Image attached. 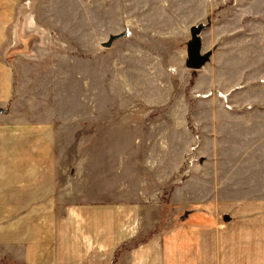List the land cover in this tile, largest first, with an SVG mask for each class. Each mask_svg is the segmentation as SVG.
Returning a JSON list of instances; mask_svg holds the SVG:
<instances>
[{
  "label": "rangeland",
  "instance_id": "rangeland-1",
  "mask_svg": "<svg viewBox=\"0 0 264 264\" xmlns=\"http://www.w3.org/2000/svg\"><path fill=\"white\" fill-rule=\"evenodd\" d=\"M0 130L44 134L57 210L141 204L174 232L167 264H246L264 221V0H0Z\"/></svg>",
  "mask_w": 264,
  "mask_h": 264
},
{
  "label": "crops",
  "instance_id": "crops-1",
  "mask_svg": "<svg viewBox=\"0 0 264 264\" xmlns=\"http://www.w3.org/2000/svg\"><path fill=\"white\" fill-rule=\"evenodd\" d=\"M29 135L34 137L0 130V246L8 264L15 258L21 264H167L174 232L147 228L150 211L141 204L57 210L45 184L53 168L40 150L44 134L37 136V148ZM257 213L264 219L263 210ZM258 224L247 242L246 264H264V221Z\"/></svg>",
  "mask_w": 264,
  "mask_h": 264
},
{
  "label": "water",
  "instance_id": "water-1",
  "mask_svg": "<svg viewBox=\"0 0 264 264\" xmlns=\"http://www.w3.org/2000/svg\"><path fill=\"white\" fill-rule=\"evenodd\" d=\"M198 31L195 27L190 28L191 41L187 48V60L185 62L186 68L190 70H199L208 62L210 57L208 52L201 54L200 41L197 38Z\"/></svg>",
  "mask_w": 264,
  "mask_h": 264
}]
</instances>
